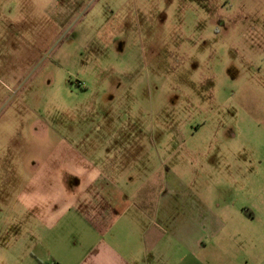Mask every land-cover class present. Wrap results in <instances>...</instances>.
Segmentation results:
<instances>
[{"label":"rangeland","instance_id":"1","mask_svg":"<svg viewBox=\"0 0 264 264\" xmlns=\"http://www.w3.org/2000/svg\"><path fill=\"white\" fill-rule=\"evenodd\" d=\"M0 11L9 153H121L138 137L134 153L206 172L213 207L234 196L221 173L264 170V0H0ZM43 124L49 143L29 149Z\"/></svg>","mask_w":264,"mask_h":264},{"label":"crops","instance_id":"2","mask_svg":"<svg viewBox=\"0 0 264 264\" xmlns=\"http://www.w3.org/2000/svg\"><path fill=\"white\" fill-rule=\"evenodd\" d=\"M4 128L0 264H264V170L221 173L234 196L213 207L206 172L134 153L138 137L121 153L14 154ZM36 135L29 149L47 146L48 125Z\"/></svg>","mask_w":264,"mask_h":264}]
</instances>
